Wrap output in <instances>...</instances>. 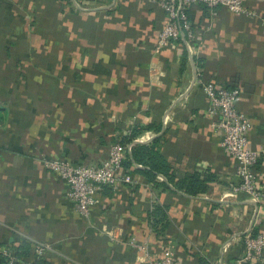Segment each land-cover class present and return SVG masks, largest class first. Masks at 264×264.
<instances>
[{"label":"crops","instance_id":"0c3cea01","mask_svg":"<svg viewBox=\"0 0 264 264\" xmlns=\"http://www.w3.org/2000/svg\"><path fill=\"white\" fill-rule=\"evenodd\" d=\"M68 1L53 10L48 0H0V246L42 242L44 264H148L167 254L178 264L230 263L255 219L264 231V154L255 218L243 194L223 198L235 162L204 112L199 81L239 88L236 106L251 121V147L260 148L264 0H242L243 14L190 5L191 50L181 39L156 47L165 20L158 0ZM150 122L161 129L140 142L165 134L160 150L174 174L212 173L207 190L188 194L161 175L168 188H157L143 172L124 170L131 182L104 189L89 216L80 215L43 162L100 164L133 126ZM153 203L168 220L158 235L148 219Z\"/></svg>","mask_w":264,"mask_h":264},{"label":"built area","instance_id":"2783aa9c","mask_svg":"<svg viewBox=\"0 0 264 264\" xmlns=\"http://www.w3.org/2000/svg\"><path fill=\"white\" fill-rule=\"evenodd\" d=\"M165 13L163 27L156 39V47L163 48L170 42L181 39L185 47L191 50L190 42L194 38L187 9L192 4H201L213 15L217 8L224 7L234 14H243L247 9L242 0H158ZM199 75V72H197ZM201 88L207 99L205 114L213 119V126L220 134L221 149L235 162V183H229L223 198H234L243 194L255 205L254 217L263 207V194L259 190L258 172L255 166L264 154V141L260 148H252L249 141L251 121L236 104L240 95L238 87L228 88L214 82H202ZM145 141L136 138L134 141ZM132 143H113L107 157L100 164H74L61 159L45 160L44 166L57 174L66 185V197L71 200L80 215L88 217L90 209L99 203V193L104 189L117 192L122 184L131 182V176L123 172L122 161ZM160 180H163L160 177ZM254 220L244 233V250L228 264H256L261 261L264 251V231L253 229L258 225ZM33 254L38 259L48 246L34 241ZM143 252L144 246L139 245ZM0 264H33L32 259L21 258L15 248L0 246ZM148 264H178L170 254L150 255Z\"/></svg>","mask_w":264,"mask_h":264},{"label":"trees","instance_id":"16d2710c","mask_svg":"<svg viewBox=\"0 0 264 264\" xmlns=\"http://www.w3.org/2000/svg\"><path fill=\"white\" fill-rule=\"evenodd\" d=\"M56 1L71 4L68 0H48L51 6H53V10L56 8L54 5ZM6 7V6H5ZM204 7V6H203ZM52 8V7H51ZM205 8V7H204ZM206 9V8H205ZM188 12V9H187ZM35 23L34 21H32ZM50 27L53 26V20H49ZM52 29V28H51ZM192 29V28H191ZM193 32V29H192ZM53 34L55 37H59L57 30H53ZM52 35V34H51ZM54 37V36H53ZM194 42V38L192 39V43ZM183 61H185L186 56H184ZM228 88V85H224ZM161 129V125L148 123L146 126H133L129 133L123 136L119 142L125 143H132L130 151L125 152L124 159L122 161V168L123 171L131 172V171H139L143 172L147 179L152 183L153 187H163L168 188L167 183L163 180L160 182L157 179V175H161L167 178L169 183L174 184L177 189L182 190L188 194L192 195H199L204 193L208 185L214 179V174L212 173H202L199 171H185L180 176L174 174L173 163L168 160L162 153H161V142L164 140V135L161 134L156 138L152 139L147 143H135L134 140L141 135L146 130H151L154 132H158ZM262 160V157L259 159L255 166V170L258 172L259 163ZM135 164H141L144 168H137ZM109 190V189H106ZM110 191V190H109ZM152 209L148 212V219L153 231L158 235L165 231L168 227V220L166 218L165 210L158 205L157 203L152 204ZM260 228L257 226L253 229V232L256 233ZM161 232V233H160ZM16 253L19 257L25 259H32L33 264H44L43 255L40 256L38 259H35L36 255L33 254V243L27 240L19 241V245L14 247ZM239 256V255H238ZM237 258V257H235ZM235 258H232L233 260ZM1 261V259H0ZM200 264H207L204 259H200Z\"/></svg>","mask_w":264,"mask_h":264},{"label":"water","instance_id":"95a60500","mask_svg":"<svg viewBox=\"0 0 264 264\" xmlns=\"http://www.w3.org/2000/svg\"><path fill=\"white\" fill-rule=\"evenodd\" d=\"M135 143H142V142H140V141H134V144H135Z\"/></svg>","mask_w":264,"mask_h":264}]
</instances>
